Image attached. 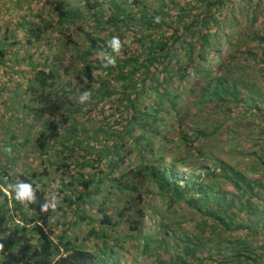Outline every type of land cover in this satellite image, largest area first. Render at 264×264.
<instances>
[{"label":"trees","instance_id":"trees-1","mask_svg":"<svg viewBox=\"0 0 264 264\" xmlns=\"http://www.w3.org/2000/svg\"><path fill=\"white\" fill-rule=\"evenodd\" d=\"M45 1L38 0L39 4ZM76 2L80 5L79 9L72 6L71 0H55V6L61 10L59 22L56 24L51 22L42 27L33 21H29L25 26L19 23L20 26L29 28L26 34L28 44L40 47L45 41L46 31L60 25V32L66 34L63 30L64 24H72L74 20L86 16L96 22L98 30L110 31L108 38L119 37L116 34H128L132 39H128L129 43H126L127 38L119 37V52H113L108 47V38H91L87 35L90 49L86 52L74 43L67 44L68 40H60L58 56L47 59L48 63L44 64L47 67L45 71H36L37 86L43 89L50 81L59 78L61 69L62 72H67L70 78L87 74L88 81L91 84L97 83L99 88H88L89 100L85 103L78 100L67 104L66 99L70 95H76L77 89L74 86L65 95L56 90L41 93L37 97L39 108L35 112L44 124L35 142L42 157L48 155L53 145H59L62 141L73 144V147L68 149L72 153H77L80 145L86 141L93 140L97 143L95 146L99 145L101 135L105 136L106 143L98 149H84L89 155L96 156L91 164L93 172L82 181L83 189L75 200L72 196L64 198V207L55 204V208L50 206L47 212L40 210L41 204L53 203L46 198L45 188L38 189L40 185L43 186L42 178L48 171L43 175L33 172L31 176L27 171H23L19 173V180L9 182L30 183L36 194L33 203H20L15 200L14 194L11 193L9 197L0 189V195L4 196L0 207V211H4L1 220L8 223L0 238V264H122L123 259L118 254L119 250L117 251V229L123 220H126L129 226L132 239L143 241L139 247L141 253H150V258H154L156 264H264V247L249 245L244 239L225 241L227 246L231 247L230 253L224 256V261L218 263L208 256L199 257L203 241L191 237L184 238V234L172 238L171 231H166L163 238L154 243L152 237L138 235V210L129 207L112 210L107 204L101 203V186L104 183L109 185V192H136L138 185L150 180L158 186L164 203L162 209L165 213L161 216L163 229L172 228L166 218L168 212L184 204L186 214H181L182 222L191 218L197 220L202 226H206V233L216 236L217 240L227 233L259 235L255 226L259 225L262 229L264 224V210L262 211L258 204L260 192L264 193V188L255 181H250L241 170L222 162L221 169L201 167L199 171L203 172L198 175L195 170L183 184L177 178V156L167 149V140L162 130L164 123L161 120L168 104L173 111L177 109V105L172 101L175 98L172 92H180L182 88L190 87L193 82L190 87L191 94L197 96L198 104L210 110L212 114L219 112L223 106L231 105L230 101L238 103L240 98L247 104L248 112L255 113L256 116L249 128L261 130L264 137V78L260 82L245 81L239 77L240 64L247 57L248 60L253 59L256 67L264 71V36L255 34L250 43L249 37L246 41H241L235 37L236 32L226 33L229 34L226 35L229 55L226 59L221 55L225 38L220 40V34L239 23L235 18L236 12L246 5L245 0L241 2L243 5L239 4V9L230 8L233 9L231 12L229 6L234 3L231 0H189L182 8L175 9V16L167 13L163 5L153 10L148 0H131V3L129 0ZM257 9L258 6L254 7V10ZM229 17L231 21H228ZM37 18L42 20V15L38 14ZM16 32L15 29L0 40V64L2 58L9 54L7 48L17 37ZM123 41L127 45L122 44ZM215 42L218 44H214ZM94 53L113 55L116 63L105 68L102 66L104 59L96 63L91 61ZM120 53L121 55H118ZM62 58L70 59L71 68H63L56 62H60ZM216 59H219V62ZM81 64L84 65L85 71H77ZM89 70H101L106 76L96 80L89 75ZM262 76L264 77V74ZM108 77L112 79L109 80ZM68 81L72 82V78ZM105 101L115 105L116 117L113 120L105 117L103 125L99 122L91 128L82 127L78 118H89L91 112ZM19 109L25 108L19 106L17 111L13 109L14 119L15 115H20ZM64 112L69 114V117L64 119ZM22 114L23 118L28 115L26 112ZM125 114L130 115L127 124L122 120ZM60 117L66 126L62 134L59 132ZM200 136L205 134L196 133L180 137L177 147L187 149V155L179 160L182 165L187 166V162L191 160L196 164L198 158L203 156L201 149L195 146ZM13 139H16V134L12 133L8 141ZM19 146L23 144L15 147L12 143L7 145L6 141L0 143L2 148H12L13 153L22 149ZM132 153H136L140 159V163L135 167H131V164L129 167L127 162ZM105 158H111L106 166L103 165ZM69 160L70 158L67 159L68 162ZM123 164L129 169H123ZM49 165L53 166V163L49 162ZM66 167H69L67 163L58 164V170ZM10 169L11 165L5 164L0 174L8 175L11 173ZM117 169L121 171L115 175ZM262 170L264 171V165ZM9 183L3 182L5 185ZM138 198L142 200L143 195ZM24 205L32 215L28 217L23 213L21 222L25 225L10 226L14 216H20ZM74 206L77 208L66 214L64 208L73 209ZM57 211L66 216L64 218L67 220L64 223L67 228L60 234H56L52 226L59 218L55 215ZM87 211L101 214L102 217L98 220L90 219ZM126 211H132L127 219ZM244 214L253 226L246 225L241 219ZM257 216H260V219L254 222ZM79 223L91 226L90 232L85 234L84 238L98 240L100 244L95 249L85 248L79 236L71 237L69 230H75ZM166 255L169 258L164 261L162 258Z\"/></svg>","mask_w":264,"mask_h":264},{"label":"rangeland","instance_id":"rangeland-1","mask_svg":"<svg viewBox=\"0 0 264 264\" xmlns=\"http://www.w3.org/2000/svg\"><path fill=\"white\" fill-rule=\"evenodd\" d=\"M71 1L73 2L72 6L74 8H80L76 0ZM187 1L189 0H148V3L153 10H157L159 6L163 5L167 13L175 16V9L182 8ZM231 1L234 3L229 6V11H233L234 7L235 10L239 9L238 7L242 0ZM245 2L246 5L236 12L235 18L239 22L236 27L225 29L220 34V40L225 38V42L222 43L223 49L221 54L224 59L229 55V46L226 42V35L229 34L226 33L232 34L236 32L235 37L240 38L241 41H244L247 37H249L248 40L251 41V37L255 34L264 36V0H245ZM129 3H131V0H129ZM38 4V0H0V40L10 35L15 29L17 31V37L10 42L12 45L7 48L9 54L2 58L0 64V143L6 141L7 145L12 143V146L15 147L21 144H23V146L25 145V147L19 146L22 147V149L18 150V153H13L10 147H0V172L3 170L5 164L11 165V169L9 170L11 171L10 174H0V189L10 197L11 192L3 182L9 183L13 180H19V173L23 171H27L29 176H31L33 172L43 175L48 171V174L42 178L44 187L40 185L38 189L41 190L45 188L46 198L50 199L58 206L64 207V198L72 196L75 200L76 196L83 189V185H81L82 181L93 172V165L91 164L92 161L96 159V156L89 155L84 149L87 147L101 148L106 143L105 136L101 135L99 137L100 143H98L99 145L97 146L94 145L97 143L93 140H85L86 142L80 145L77 153L69 152L68 149L73 147L72 143L66 144L65 141H62L59 145H53V148L47 156H40L35 140L36 137L40 135L44 123L38 119L35 112L39 108V99H37V97H39L41 93L51 90H56L59 94L65 95L69 93L72 86H74L77 89L76 95H70L66 99L67 104H70L80 100L83 91H89V87L99 88V86L97 83L91 84L88 81L87 74H82L80 76L75 75L71 77L72 82H69L68 80L71 78L67 76V72H62L60 69V77L50 81L42 89V87L39 88V85L37 86L38 82L35 81V73L36 71H45L47 67L44 64L48 63L47 59H53L58 56V52L60 51L58 43L60 40H68L66 42L67 44L74 43L86 52L90 49V42L86 40L87 35H90L91 38H108L107 36L110 31L106 30L103 32L98 30L96 22L92 18L86 16L85 18L74 20L72 24H64L63 30L66 34L60 32L62 26L55 25V29L46 31L45 41L42 42L41 46L33 47L28 44V38L26 36L29 28L23 26L29 21L40 24L42 27L51 22L56 24L59 22V13H61V10L55 6V0H46L43 4ZM256 6H258L257 11L254 10ZM38 14L42 15V20L37 18ZM230 19L231 17H229L228 21ZM19 23H22L23 26H20ZM231 24H233V22H231ZM116 35L127 38V40L125 39L126 43H129L132 39L128 34L124 36L123 34ZM108 39L111 40V38ZM125 42L123 41L122 44L127 45ZM250 43H252V41ZM214 44H218V42ZM254 44L255 43H253V45ZM42 50L44 51L42 52ZM118 55H121V53ZM113 57L115 58V56ZM101 59H105V55L102 53H94L91 61L96 63V61ZM60 60V62H56L60 63L63 68H71L70 59L62 58ZM216 61L219 62V59H216ZM239 69V77L245 81L259 80L262 82V78H264L262 76L264 71L256 67L254 60L251 58L249 60L248 57L243 59ZM77 71H85L84 65H79ZM88 72L89 75L96 80L106 76L101 70H89ZM108 79L111 80L112 78L108 77ZM192 86L193 82L190 87ZM190 87L185 89L182 88L180 92H172V96H175L172 101L177 105V109L173 111L168 104L165 112L161 115V120L164 123L162 130L168 145L167 149L170 151L172 150L177 156V162L175 161L176 172L178 174L177 178L185 184L188 175L195 173V170L198 175L203 172L202 170L199 171V169H202L201 167L221 169L220 163L222 162L229 163L234 168L241 170L250 181H255L257 184H260L263 189L264 171L262 167L264 165V137H262L263 134L261 130H254V127L249 128V125L256 119L255 113L248 112L247 104L239 98L238 103L230 101L231 105L223 106L219 112L212 114L209 112L210 110L198 104L196 101L197 96L191 94ZM19 106L25 109H19L20 115H15L14 119V112L12 110L14 109L17 111ZM86 111H88V109ZM23 112L28 113L27 117L23 118ZM63 115L64 119L69 117V114L65 112ZM125 115L126 116L122 120L127 124L130 115ZM105 117H108L110 120L116 117L115 105H112L111 102L105 101L91 112L89 118L80 117L78 120L82 127L86 126V128H91L94 125H98L99 122H102L103 125ZM68 121H70V119ZM257 121L258 120H256V124L259 125ZM63 123L62 117H60L59 132L61 134L66 129ZM12 133L16 134V139L8 141ZM196 133L205 134L203 137L200 136L201 138L195 143V146L201 149L200 151L203 156L198 158L196 164H194L195 161L191 160L187 162V166L182 165L179 160L187 155V149L177 147L179 139L182 135L191 136ZM3 146L5 147V145ZM65 148H67V150H65ZM88 149L90 151L92 150L91 148ZM103 156L100 158L102 159ZM7 157L8 161H6ZM68 158H70L69 162L67 161ZM111 158H105L103 165L106 166ZM139 161L140 159L136 153H132L127 159L129 167L130 164L132 165L131 167L137 166V164L140 163ZM49 162L53 163V166H50ZM61 163H67L69 167L58 170V164ZM121 167L123 169H129L125 164ZM100 168L102 169V167ZM118 169L115 175H118V171H121ZM108 186L107 183L101 186L103 192L101 195V203L107 204L108 208L112 210H119L125 207L138 210L139 213L136 215V221H138L140 226L138 235L152 237L151 239L154 243H156L157 239H162L166 231H171L170 237L172 238L180 237V235L184 234V238L191 237L192 239L196 238L197 240H202L203 244L198 254L199 257L201 255L208 256L213 258L217 263L219 261H224V256L230 253L231 247L227 246L225 241L231 242L244 239L249 245L260 248L264 247V224L263 230L261 226H255L259 235L255 234L250 236L246 235V233L243 235L241 232L227 233L223 238L217 240L216 236L208 235L206 233L207 229H205L206 226H202L197 220L191 218L182 222L183 218L181 214L185 213L186 208L184 204H181L178 205V207H174L172 211L170 210L166 217L172 226L171 230L170 228L163 229L161 216L165 213L162 209L164 203L158 186L153 183V181L151 182L148 180L138 185L136 192H122L119 190L109 192ZM226 189L230 191L229 188ZM260 193L261 196H259L260 200L258 204L263 211L264 193ZM139 195H143L142 200L138 198ZM229 197H231V195ZM3 202L4 196L0 195V207ZM11 207L12 204H10V208ZM26 207V205L22 207L19 217L14 216V220L10 222V226L16 224L25 225L21 222L23 213L28 217L32 215ZM76 208L77 207L74 206L73 209H68L67 207L64 209L66 210V214H68L69 212L72 213ZM176 211L179 212L175 213ZM2 212L4 211H0V238L3 236L5 226L8 224L2 222ZM131 213L132 211H126V219ZM55 215L59 216V218L52 226L55 228V233L60 234L67 228L64 224L67 221L66 218H64L66 216H63L59 211H57ZM87 215L93 220H98L102 217L101 214H95L89 211H87ZM263 217L264 215H262V218ZM241 219L245 221L246 225L249 224L246 214L241 215ZM259 219L260 216H257L254 222H257ZM79 224L80 225L75 230H69L71 237L77 238L79 236L80 242L85 248L95 249L100 242L96 239L87 240L84 238L85 234L90 232L91 226L82 223ZM117 232L119 240L117 251L119 250L118 254L123 259L122 264H156L154 258H150V253H141L139 247L143 244V241L140 242L138 239H132L126 220H123V222L118 225ZM168 258L169 256L167 257L166 255L163 256L162 259L166 261Z\"/></svg>","mask_w":264,"mask_h":264},{"label":"clouds","instance_id":"clouds-1","mask_svg":"<svg viewBox=\"0 0 264 264\" xmlns=\"http://www.w3.org/2000/svg\"><path fill=\"white\" fill-rule=\"evenodd\" d=\"M159 18H157L158 21ZM108 47L113 50V52H118L121 48V41L119 37L113 36V38L108 41ZM116 63L115 58L111 55H106L103 67L107 68ZM89 92L90 91H83L82 95L80 96V102L85 103L89 100ZM7 189L14 194V198L16 201L20 203H33L36 200V194L33 189V186L30 183L24 181H17L15 183H9L7 185ZM55 208V203L45 202L40 205L41 212H47L49 207Z\"/></svg>","mask_w":264,"mask_h":264}]
</instances>
